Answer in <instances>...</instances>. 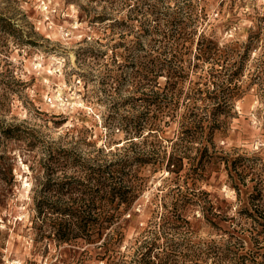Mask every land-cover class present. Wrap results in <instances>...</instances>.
I'll return each instance as SVG.
<instances>
[{"label":"rangeland","instance_id":"obj_1","mask_svg":"<svg viewBox=\"0 0 264 264\" xmlns=\"http://www.w3.org/2000/svg\"><path fill=\"white\" fill-rule=\"evenodd\" d=\"M175 27L187 39L174 50L199 65L187 66L177 96L167 97L158 89L166 76L150 72L157 52L166 54L158 40ZM203 32L235 45L247 62L246 92L220 119L209 154L264 165V98L248 89L264 73V0H0V264L131 261L164 206L183 210L191 225L171 236L229 248L219 264H264L263 225L239 215L255 188H240L239 197L225 165L210 157L204 175L187 176L188 160L180 175L167 169L178 121L194 102L187 94L205 88L211 69L195 56ZM204 140L183 153L199 159ZM115 188L132 191L127 205ZM212 206L235 218L247 242L229 243L209 226L202 209ZM63 234L68 243L58 240Z\"/></svg>","mask_w":264,"mask_h":264},{"label":"trees","instance_id":"obj_2","mask_svg":"<svg viewBox=\"0 0 264 264\" xmlns=\"http://www.w3.org/2000/svg\"><path fill=\"white\" fill-rule=\"evenodd\" d=\"M185 36L186 31L179 32L175 27L173 31L164 33L162 39L157 42L163 45L160 48H164V53L166 54L157 52L155 60L152 61L153 67L150 73H152L154 79L166 76L168 80L166 87L161 89L155 85L153 89H160L161 93H165L167 97L169 95L177 96L176 89L183 84L184 73L190 70L187 66L196 68L199 65H191L183 62L178 55L180 51L174 50V48L180 50L183 47L182 42L187 39ZM251 45L252 41L245 48V52L249 50ZM197 46L196 60L205 66H210L211 69L209 71L204 70L207 73V77L204 78L205 88L194 90L190 92L189 96L187 94V100L190 101L193 99L194 102L192 105L187 104L186 113L178 121L180 124V132L177 141L174 142L176 150L168 160L167 169L169 174L180 175L186 170L185 161L188 160L189 169L187 176L197 175L199 172L204 175L209 169L208 162L205 163L207 157H210L207 159L215 165H225L232 187L235 188L239 197L242 195L240 188H255V192L250 193L247 197L250 203L249 206H245L246 208L241 210L239 215L248 220L256 218V223L264 227V165L262 159L259 157L247 158L240 155H211L209 154L207 145L208 142L213 145V135L216 131L220 130V119L222 117H230L235 102L246 92L243 84V72L247 62L240 55L241 53L235 45L229 44L221 47L204 32L200 34ZM156 47L158 48V46ZM168 50L173 52L170 54V59L169 54H167ZM263 76L264 73L255 75L248 89L250 87H258L259 93L264 98ZM199 102L203 104L201 107H198ZM174 111L175 109L170 108V112ZM171 117L172 119L178 118L173 113H171ZM199 127L202 129V137L197 140L196 135L199 133L196 130ZM155 134L156 132H151L149 136L153 137ZM202 139H206L204 140V145L206 146L199 150V159L197 157L192 158V156H188L185 152L183 153V149H187L185 144L197 143ZM250 177V184H248ZM256 188L261 189L258 190ZM128 194H132V191H117L116 188L112 191L113 197H117L119 206L129 203ZM110 201L115 203L116 200L110 199ZM129 208L130 206L128 205V208H125V210L127 211ZM164 209L166 212L162 214L160 222L152 223L136 240L131 261L123 260L119 264H219V260L224 256L223 250L226 252L229 248H225L215 242L195 243L187 240L183 236L182 238L181 236L178 238L177 234L171 236L170 231L183 230L186 232V228L189 230L191 225L182 214L181 211L183 210H178V207L167 208L164 206ZM215 210L213 206L202 209V215L209 226L213 229L225 231V235L229 236L230 240H232L229 243L233 244L236 243L234 241H240V244H244L247 242L245 236H243L246 232L243 228L239 229L238 224L235 223V218H229L227 215H223L220 209H217L218 212ZM224 228L226 229L224 230ZM55 233L56 235L58 234L57 232ZM58 240L61 243H68L69 241L66 238V234H63L61 237L59 236ZM87 241L89 243L93 242L92 240ZM103 247H105V254L109 255L112 251L111 245H108L107 242ZM241 247L243 249L246 248L244 245ZM106 259L103 258L102 260L104 261Z\"/></svg>","mask_w":264,"mask_h":264}]
</instances>
